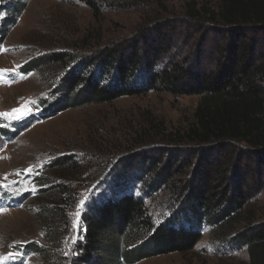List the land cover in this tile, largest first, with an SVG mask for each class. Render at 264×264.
<instances>
[{
	"label": "rangeland",
	"instance_id": "1",
	"mask_svg": "<svg viewBox=\"0 0 264 264\" xmlns=\"http://www.w3.org/2000/svg\"><path fill=\"white\" fill-rule=\"evenodd\" d=\"M18 1L23 10L0 43V203L3 204L0 264H47L45 259L52 248L47 245L44 219L38 216V205L33 202L41 188L36 178L40 173L50 179L44 187L62 183L78 192V204L67 212L68 231L60 245L63 259L56 263L73 264L79 255L77 242L83 228L79 221L89 207L107 199L108 191L118 192L117 198L124 194L144 197L141 189L145 184L131 180L118 186L112 182L109 171L118 163L140 165L142 157L145 163L144 155L149 153L148 161L153 163L146 164L147 183V179L164 169L161 156L177 151L173 149L175 146L182 148V154L187 152L193 144L182 143L183 134L193 124L198 97L180 95L175 89L154 84L155 89L144 94L70 106L42 119V99L61 94L64 89L57 81L65 74L51 78L49 68L41 63H47L45 59L51 53L62 52L80 56L95 66L107 62V54L122 49L123 55L129 57L132 43L143 39L137 45L144 53L159 46L156 71L168 64L169 72H211L210 59L223 35L209 25L208 16L201 9L216 12L219 3L218 0H92L96 7L91 9L82 0ZM192 9L201 15L192 19ZM3 16L4 12H0V21ZM94 66L90 70L97 69ZM68 70L75 72L72 66ZM145 81L144 76L136 73L131 84L141 86ZM62 99L60 103L65 106ZM25 119L30 122L25 130L10 140L2 135L3 127L10 130ZM192 155L196 153L192 151ZM73 156L78 159L77 168L51 167L57 159ZM82 171L83 175L74 180ZM188 171L169 177L171 188L181 186L190 177ZM170 189L157 192L146 203L158 227L171 215L168 208H176ZM11 195L21 198L13 207L9 206ZM168 199L169 203H164ZM253 204L258 209L257 216L264 217V191ZM177 225L184 228L182 222ZM241 227L237 226L238 231L228 238L241 232ZM213 230L207 223H201L197 229L200 239L189 252L150 255L153 248L145 243L142 252L148 256L133 264H245V250H235L226 239L216 238ZM34 245L48 251L44 259L40 253L31 251ZM119 264L126 262L119 259Z\"/></svg>",
	"mask_w": 264,
	"mask_h": 264
},
{
	"label": "trees",
	"instance_id": "2",
	"mask_svg": "<svg viewBox=\"0 0 264 264\" xmlns=\"http://www.w3.org/2000/svg\"><path fill=\"white\" fill-rule=\"evenodd\" d=\"M82 1L95 9L92 0ZM218 3L216 12L201 9L208 16L209 25L223 35L216 54L210 59L213 61L211 72H169L168 64L156 71L155 66L160 62L156 53L159 46L144 53L137 45L143 39L132 43L129 57L123 55L122 49L111 55L104 54L107 62L101 61L95 66L80 56L62 52L51 53L45 59L47 63H41L49 68L51 78L65 74L57 81L64 89L61 94L42 99V119L70 106L144 94L153 91L154 84L175 89L180 95L198 97L193 124L183 134L182 143L193 144L187 152L182 154V148L175 146L173 149L177 151L171 148L173 152L169 151L165 159L161 156L164 169L147 179V183L146 164L153 163L148 161L149 153L144 155L145 163L142 157L140 165L118 163L109 171L112 182L118 186L131 180L145 184L141 189L144 197L124 194L117 198L118 192L107 190L108 198L89 207L79 221L83 228L77 242L79 255L73 264H95L92 258L96 264H119V259L133 264L148 256L142 252L145 243L153 248L150 255L189 252L200 239L197 229L201 223H207L216 232V238L226 239L235 250L244 249L245 264H264V217L257 216L258 209L253 204L264 191V0H218ZM23 7L18 0H0V12H4L0 43ZM192 11V19L201 15ZM71 66L75 72L68 70ZM93 66L98 67L90 70ZM136 73L145 77L141 86L131 84ZM62 98L65 106L60 103ZM29 124V119L24 120L10 136L25 130ZM2 134L9 135L3 129ZM77 164V157H63L52 162L51 167L69 169L77 168ZM186 170L190 177L181 186L171 188L169 177L186 174ZM81 175L83 171L73 179ZM164 175L168 177L164 179ZM36 178L41 188L33 202L38 205V216L44 219L47 245L52 248L45 261L56 264L63 259L60 245L68 231L67 212L78 204V192L62 183L44 187L50 179L41 173ZM167 189L171 190V201L176 208H168L171 215L158 227L146 203L157 192ZM169 199L164 203L168 204ZM180 222L184 228H178ZM237 226H242L241 232L228 238L238 231ZM31 251L40 253L43 259L48 252L37 245Z\"/></svg>",
	"mask_w": 264,
	"mask_h": 264
}]
</instances>
